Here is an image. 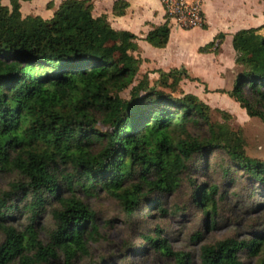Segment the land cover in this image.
<instances>
[{
    "label": "trees",
    "instance_id": "16d2710c",
    "mask_svg": "<svg viewBox=\"0 0 264 264\" xmlns=\"http://www.w3.org/2000/svg\"><path fill=\"white\" fill-rule=\"evenodd\" d=\"M29 1L7 7L0 0V173L22 178L0 193V264H76L100 237L79 195L110 197L128 218L142 205L165 214L161 199L178 190L195 159L216 152L230 161L224 176L234 168L264 188V161L246 156L240 133L213 123L211 108L195 95L174 96L183 80L198 81L186 70L156 71L150 86L149 73L137 77V38L112 29L105 15L93 17L92 0H64L48 21L22 17L20 2ZM127 8L117 0L113 14ZM169 32L166 24L156 27L145 41L164 48ZM224 38L218 34L199 53H219ZM231 45L240 72L232 90L219 93L264 124V26L236 32ZM216 194V186H200L191 195L211 220ZM45 213L53 228L42 242L36 220ZM15 214L26 219L22 230L11 225ZM155 230V237L142 235L149 248L191 264L190 254L173 251ZM262 248L263 237H230L201 246L199 257L201 264H242L241 253L258 256Z\"/></svg>",
    "mask_w": 264,
    "mask_h": 264
},
{
    "label": "rangeland",
    "instance_id": "374dc122",
    "mask_svg": "<svg viewBox=\"0 0 264 264\" xmlns=\"http://www.w3.org/2000/svg\"><path fill=\"white\" fill-rule=\"evenodd\" d=\"M223 1L211 0L215 21L219 16L232 22L240 21L245 12L251 8L256 9V0H225L224 3ZM57 2L61 0H37L33 6L25 4L22 16L33 14L44 18L50 15ZM107 2L108 0H103L97 11H104ZM193 34L194 32L180 35V39L196 44L199 34ZM231 58V44L227 42L221 57L224 62L222 65L226 68L223 70L224 73L226 71L224 77H220L215 71L216 66L219 69L222 67L210 62L203 65L206 70H202L201 66L197 71L201 74L204 71L211 86H222L230 91L233 88V79H236L240 72L236 65L229 70ZM144 73L145 70H140L137 77L141 78ZM150 74L148 76L150 86H156L159 75ZM197 80V82L183 80L174 96L178 97L181 95L180 92H183L198 97L211 108L210 119L213 123L225 125L230 131L240 133L244 141L243 149L248 158L264 161V124L257 118H249L237 103L219 93V89L207 90L209 84L198 78ZM244 91L246 92L245 89ZM121 97L127 98L128 91L121 93ZM201 132H204L203 127L194 131L198 134ZM229 163L222 152L206 156L205 160L195 159L190 171L183 175L178 190L161 199L165 214L142 205L140 211L132 218H128L120 204L110 197L100 194L97 198H85L79 195L95 214L100 237L97 242L89 244V256L78 259L76 264H176L174 260L163 258L149 248L142 239V235L155 237V229L161 231L160 238L165 239L173 251L190 254L191 264H201L199 256L200 247L203 245H211L230 237L239 241L251 240L257 236L264 239V188L234 168L224 176L221 170ZM19 181H22V178L16 174L0 173V193L9 191L10 183ZM200 186L217 187L213 227L212 220L204 216L192 202L191 195L194 189ZM11 222V225L19 230L27 223L20 214H15ZM36 222L40 240L46 242L47 233L53 228L50 214L39 216ZM196 234H200L201 238L195 240ZM2 240L0 233V243ZM263 255L262 248L258 256H248V253L243 252L239 258L242 264H260ZM50 264H63V260L59 258Z\"/></svg>",
    "mask_w": 264,
    "mask_h": 264
},
{
    "label": "crops",
    "instance_id": "0c3cea01",
    "mask_svg": "<svg viewBox=\"0 0 264 264\" xmlns=\"http://www.w3.org/2000/svg\"><path fill=\"white\" fill-rule=\"evenodd\" d=\"M62 1L64 0H61V2ZM115 1L117 0H108L106 7H104V11H97V7L101 5L103 0H92V13L95 17L105 15L112 29L116 31L129 32L137 38V51L134 52V55L138 56L142 60L140 70L143 69L145 70V73H151L150 75L156 76L158 74H154L156 71L166 73L172 69H185L191 78H198L199 80H203L205 83L209 84L207 86V90L219 89V91H229V89H224L222 86H211L208 79L209 77L205 76L204 71H202L206 70L203 65L207 62L218 64V66H221L222 69H219L216 66V74L220 77H224L226 71L224 73L223 70H226V68L225 65H222L224 62H222L221 57L225 44L227 42L231 44L232 36L240 30L264 26V0L260 2L259 0H256V9L251 8L250 11L245 12V16L242 17V20H234L233 22L221 19L220 16L217 21H215L213 18V4L211 0H202L204 24L200 28H194L191 30H182L174 27V25L171 28L172 24L166 21L159 0H122L128 4V8L123 16H115L113 14V4ZM36 2L37 0L20 2L21 15H23L22 9L25 4H32L33 6ZM61 2L54 4L50 15H46L44 18L42 17V19L46 21L50 20L53 12L58 8ZM1 4L3 6L10 7L9 0H1ZM28 16L37 15L29 14ZM165 24L170 30L166 46L161 49L152 47L145 41L146 35L154 28ZM191 32H194L193 35L199 34L196 44H194V42L188 43L180 39V35H189ZM220 33L224 34L225 38L220 46L219 53H199V49L201 47H204L206 44L212 42ZM231 54L232 58L229 63V70H232V66H235V53L232 49V45ZM199 67L202 68V74L197 71L201 69ZM234 79L232 82H234Z\"/></svg>",
    "mask_w": 264,
    "mask_h": 264
},
{
    "label": "built area",
    "instance_id": "2783aa9c",
    "mask_svg": "<svg viewBox=\"0 0 264 264\" xmlns=\"http://www.w3.org/2000/svg\"><path fill=\"white\" fill-rule=\"evenodd\" d=\"M167 22L182 30L204 24L202 0H159Z\"/></svg>",
    "mask_w": 264,
    "mask_h": 264
}]
</instances>
